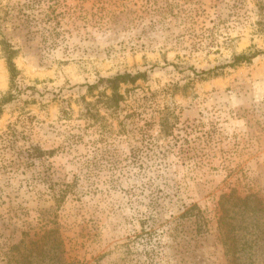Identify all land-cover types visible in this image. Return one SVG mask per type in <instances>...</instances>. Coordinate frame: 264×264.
Masks as SVG:
<instances>
[{
  "label": "rangeland",
  "instance_id": "obj_1",
  "mask_svg": "<svg viewBox=\"0 0 264 264\" xmlns=\"http://www.w3.org/2000/svg\"><path fill=\"white\" fill-rule=\"evenodd\" d=\"M0 264H264V0H0Z\"/></svg>",
  "mask_w": 264,
  "mask_h": 264
},
{
  "label": "trees",
  "instance_id": "obj_2",
  "mask_svg": "<svg viewBox=\"0 0 264 264\" xmlns=\"http://www.w3.org/2000/svg\"><path fill=\"white\" fill-rule=\"evenodd\" d=\"M4 53L7 59V64L11 73V77L12 79H14V77L17 74V67L16 64L14 63V57L16 55V51L12 48V45L6 43L4 45ZM251 56H248L246 54H242L239 56H236L234 59V63L236 62H242L244 60H248L250 59ZM136 77V76H135ZM134 76H132L131 74L127 73V74H122V75H117L113 78L107 79L106 82L109 83V87L114 91V96H113V100H117L120 95L117 92L118 87L120 86V84L124 83L126 80H128L129 78L134 79Z\"/></svg>",
  "mask_w": 264,
  "mask_h": 264
}]
</instances>
